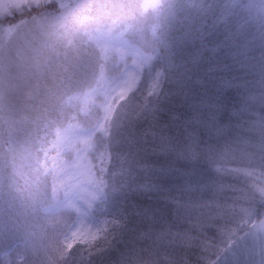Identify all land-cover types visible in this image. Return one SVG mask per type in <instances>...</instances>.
Wrapping results in <instances>:
<instances>
[{
	"label": "trees",
	"instance_id": "1",
	"mask_svg": "<svg viewBox=\"0 0 264 264\" xmlns=\"http://www.w3.org/2000/svg\"><path fill=\"white\" fill-rule=\"evenodd\" d=\"M126 1L72 0L78 3L73 8L46 1L0 17L5 25L41 12L56 18L43 26L38 43L29 42L37 47L36 54L28 48L25 55L27 46L23 49L32 65L28 89L34 97L24 95L15 106L0 101V264H210L219 262L237 236L264 214V200L244 220L232 206L213 148L220 136L212 124L220 117L214 118L210 98L222 89L221 102L238 107L246 89L239 70L231 67L229 41L220 42L207 12L204 19L196 18L189 0H174V13L159 17V45L153 41L152 68L160 69L162 83L139 96L141 86L134 87L116 108L104 139L112 174L95 213L107 219L109 227L90 244L76 241L71 249L65 247L63 235L74 215L43 209L50 201V177L40 175L32 154L42 131L61 126L75 111L76 106L64 103L65 97L85 92L98 77L99 59L91 55L92 44L83 31L87 21H96L104 3L110 2L112 13L119 5L118 17L123 8V25L141 23L136 0ZM82 5H90L91 11H82ZM85 14L91 19H83ZM192 59L201 75L213 72L210 78L217 87L210 86L207 94L178 86L177 65ZM209 148L215 154L212 161L206 158ZM193 156L197 174L183 175L193 167ZM230 225L234 237H222L221 228ZM105 235L109 245L103 243Z\"/></svg>",
	"mask_w": 264,
	"mask_h": 264
},
{
	"label": "rangeland",
	"instance_id": "2",
	"mask_svg": "<svg viewBox=\"0 0 264 264\" xmlns=\"http://www.w3.org/2000/svg\"><path fill=\"white\" fill-rule=\"evenodd\" d=\"M46 1H59L60 5L69 4L72 8L78 5L70 3L72 0H0V17ZM136 2L141 21L137 27L129 23L123 25L120 19H127L123 8L118 17L119 5L114 14L109 11L110 2L104 3L105 9L94 18L96 21H87L83 31L85 39L92 44L91 55L99 59L98 77L85 92L78 91L65 97L64 103L76 106L75 111L51 132L44 129L32 154L40 175L50 177V201L43 209L49 214L67 212L74 215L63 235L65 245L73 233L90 239L97 234V230L109 227L107 219L95 213V206L103 196L108 174H112L109 171V151L104 144L110 120L134 87L141 86L139 96L141 92L158 89L162 83L160 69L152 68L156 56L153 41L156 39L159 45V36H156L161 21L159 17L174 13V0ZM189 2L196 18L204 19L203 13L207 12V19H213L211 23L218 28L216 32L220 35L217 37L221 38L222 44L229 41L227 50L231 67L239 70L245 80L244 98L237 101L238 107H233V113L239 112L242 116L239 119L234 117L230 124L227 121L217 122L213 127L220 136L216 146H213L220 161L218 166L232 193L231 204L244 220L248 216L244 210L252 213L264 200L260 196L264 189V0ZM185 5L183 9H186ZM81 7L82 11H91L90 5ZM53 19L56 18L52 14L41 12L22 17L13 24L0 23L2 103L13 101L11 105L15 106L16 100L24 95L34 97L33 91L28 89L33 72L30 74L27 70H32V65L24 56L23 49L27 46L26 50L32 49L36 54L37 47H32L29 42L34 39L38 43V34ZM83 19L91 18L85 14ZM29 49L25 55L29 54ZM26 146L31 151L32 148ZM261 221H264V214L237 236L216 263L264 264V228ZM233 226L222 227L220 235L233 238Z\"/></svg>",
	"mask_w": 264,
	"mask_h": 264
},
{
	"label": "snow or ice",
	"instance_id": "3",
	"mask_svg": "<svg viewBox=\"0 0 264 264\" xmlns=\"http://www.w3.org/2000/svg\"><path fill=\"white\" fill-rule=\"evenodd\" d=\"M177 68L180 69V80L177 82L178 86L180 87L181 91L187 89L188 92H195L198 89L202 90L204 94H207L209 92V87L216 86V81L214 82L213 79L210 77L213 75L212 70H209V72L206 75H201L198 67V62L195 59L186 61L182 64H178ZM240 85H237V89H239ZM223 94L222 89H217V91L213 94V96L210 98L212 102L215 105L214 111H213V116L219 114L220 117V122L225 123L227 121L228 124L231 123L233 118L235 117L236 119H239L242 116V113H233V107H228L227 105L223 104L220 100V96ZM226 116V119H225ZM213 127L216 126L215 119L212 124ZM214 152L209 148L208 154H207V159L209 161H212L214 159ZM197 162V157L193 156L190 160V163L193 164V167L187 171L184 172L183 175H196L198 172V169L195 167V163ZM261 197H264V189L261 190ZM245 215H248L249 217L251 216V212L249 210H244ZM261 227L264 228V221H261ZM106 230H97L96 235H92L90 239H84L83 237L80 236V233H73V237L68 240L66 243L65 247L67 249H71L73 247V242L79 241L83 243H91L94 240L99 239V233L104 232ZM103 243L104 244H110L111 241H109L108 237L105 235L103 237ZM72 253H69V256ZM210 264H216L215 261H210Z\"/></svg>",
	"mask_w": 264,
	"mask_h": 264
}]
</instances>
